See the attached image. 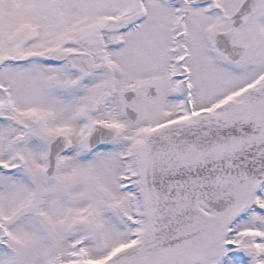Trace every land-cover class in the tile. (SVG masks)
Instances as JSON below:
<instances>
[{
	"label": "snow or ice",
	"instance_id": "snow-or-ice-1",
	"mask_svg": "<svg viewBox=\"0 0 264 264\" xmlns=\"http://www.w3.org/2000/svg\"><path fill=\"white\" fill-rule=\"evenodd\" d=\"M0 264H264V0H0Z\"/></svg>",
	"mask_w": 264,
	"mask_h": 264
}]
</instances>
